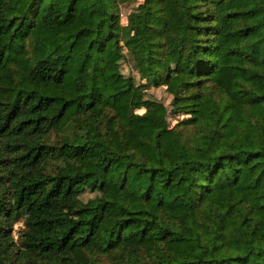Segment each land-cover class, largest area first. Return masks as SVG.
Listing matches in <instances>:
<instances>
[{
    "label": "trees",
    "instance_id": "16d2710c",
    "mask_svg": "<svg viewBox=\"0 0 264 264\" xmlns=\"http://www.w3.org/2000/svg\"><path fill=\"white\" fill-rule=\"evenodd\" d=\"M0 264H264V0H0Z\"/></svg>",
    "mask_w": 264,
    "mask_h": 264
},
{
    "label": "rangeland",
    "instance_id": "374dc122",
    "mask_svg": "<svg viewBox=\"0 0 264 264\" xmlns=\"http://www.w3.org/2000/svg\"><path fill=\"white\" fill-rule=\"evenodd\" d=\"M141 1L142 0H138V2H141ZM136 5L137 3L120 5V12L122 15V20H124L125 14L133 10ZM121 72L127 76L133 75L131 73L130 62L124 61L121 63ZM146 97L153 101H159L166 106H168L170 103V96L167 95V93L163 90V88H149L147 90Z\"/></svg>",
    "mask_w": 264,
    "mask_h": 264
}]
</instances>
